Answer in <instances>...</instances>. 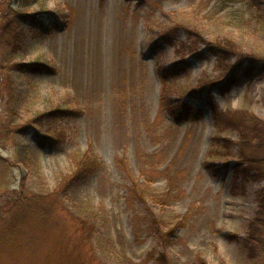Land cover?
Segmentation results:
<instances>
[{"label": "rangeland", "instance_id": "1", "mask_svg": "<svg viewBox=\"0 0 264 264\" xmlns=\"http://www.w3.org/2000/svg\"><path fill=\"white\" fill-rule=\"evenodd\" d=\"M160 257L264 264V0H0V264Z\"/></svg>", "mask_w": 264, "mask_h": 264}, {"label": "trees", "instance_id": "2", "mask_svg": "<svg viewBox=\"0 0 264 264\" xmlns=\"http://www.w3.org/2000/svg\"><path fill=\"white\" fill-rule=\"evenodd\" d=\"M230 76H231L230 73L226 74L225 75V78L218 85L219 86H223V85H226L227 86L228 84H230V81H232V79L230 78ZM239 117H240L241 120L240 119H236L237 122H240V123L245 122L244 120H245V117L246 116H241V115L236 116V118H239ZM253 119L258 122V120H257V118L255 116H253ZM252 127H255V125H252ZM252 157H255V156H252ZM247 162H249L250 164H252V166L254 167L255 171H257V169H259L258 164H256V163H258V161L255 160L254 158H253V160H248ZM99 164H100V162H98V160H97L96 157L93 156V158L91 159L90 157L84 155L83 158H80V160H78V162L76 163V170H77V172L75 173V176H77V175H87V174L90 175V174H93L94 171H96V170L99 169L98 168V165ZM90 235L87 236L89 238V240L92 237ZM74 261H79V260H78V258H75ZM161 261L164 262V260H162L161 257L158 258V262L160 264H161ZM62 262L63 261H60V263H62ZM70 262H71V260H68L67 261V264H69ZM202 264H205V263L202 262Z\"/></svg>", "mask_w": 264, "mask_h": 264}]
</instances>
